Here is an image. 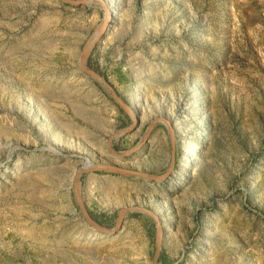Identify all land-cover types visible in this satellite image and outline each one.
<instances>
[{"label":"rangeland","instance_id":"374dc122","mask_svg":"<svg viewBox=\"0 0 264 264\" xmlns=\"http://www.w3.org/2000/svg\"><path fill=\"white\" fill-rule=\"evenodd\" d=\"M0 264H264V0H0Z\"/></svg>","mask_w":264,"mask_h":264},{"label":"bare ground","instance_id":"6f19581e","mask_svg":"<svg viewBox=\"0 0 264 264\" xmlns=\"http://www.w3.org/2000/svg\"><path fill=\"white\" fill-rule=\"evenodd\" d=\"M109 17L110 18H112L113 17V15L112 14H110L109 15ZM104 30V27H102L99 31H98V34L97 35H100L101 34V32ZM199 149V146L198 147H196V150H198ZM105 234L103 233V235H101L102 237L104 236ZM97 238V237H96Z\"/></svg>","mask_w":264,"mask_h":264}]
</instances>
